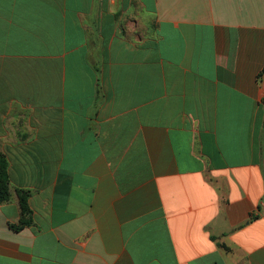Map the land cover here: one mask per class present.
Masks as SVG:
<instances>
[{"label":"crops","instance_id":"0c3cea01","mask_svg":"<svg viewBox=\"0 0 264 264\" xmlns=\"http://www.w3.org/2000/svg\"><path fill=\"white\" fill-rule=\"evenodd\" d=\"M263 89L264 0H0V264H264Z\"/></svg>","mask_w":264,"mask_h":264},{"label":"trees","instance_id":"16d2710c","mask_svg":"<svg viewBox=\"0 0 264 264\" xmlns=\"http://www.w3.org/2000/svg\"><path fill=\"white\" fill-rule=\"evenodd\" d=\"M16 195L20 207V222L13 225L18 229L29 224L32 221L31 209L28 204L29 191L21 188H16ZM12 197V188L8 176V161L3 153H0V202L9 200Z\"/></svg>","mask_w":264,"mask_h":264},{"label":"built area","instance_id":"2783aa9c","mask_svg":"<svg viewBox=\"0 0 264 264\" xmlns=\"http://www.w3.org/2000/svg\"><path fill=\"white\" fill-rule=\"evenodd\" d=\"M261 100L262 102H264V89L262 90V93H261Z\"/></svg>","mask_w":264,"mask_h":264}]
</instances>
